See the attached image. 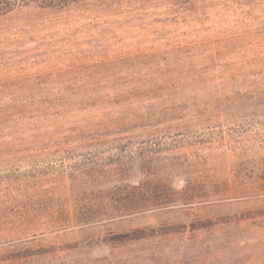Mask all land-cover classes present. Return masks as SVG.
I'll return each mask as SVG.
<instances>
[{
  "label": "rangeland",
  "instance_id": "1",
  "mask_svg": "<svg viewBox=\"0 0 264 264\" xmlns=\"http://www.w3.org/2000/svg\"><path fill=\"white\" fill-rule=\"evenodd\" d=\"M0 264H264V0L0 16Z\"/></svg>",
  "mask_w": 264,
  "mask_h": 264
},
{
  "label": "trees",
  "instance_id": "2",
  "mask_svg": "<svg viewBox=\"0 0 264 264\" xmlns=\"http://www.w3.org/2000/svg\"><path fill=\"white\" fill-rule=\"evenodd\" d=\"M88 1L101 2L104 0H0V16H4L9 12L25 5L37 4L45 8L62 9L71 5H79Z\"/></svg>",
  "mask_w": 264,
  "mask_h": 264
}]
</instances>
